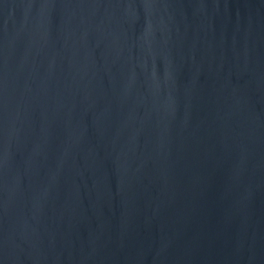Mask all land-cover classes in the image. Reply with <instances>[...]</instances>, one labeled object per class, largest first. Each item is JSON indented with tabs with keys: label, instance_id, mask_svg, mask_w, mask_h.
Returning a JSON list of instances; mask_svg holds the SVG:
<instances>
[{
	"label": "water",
	"instance_id": "1",
	"mask_svg": "<svg viewBox=\"0 0 264 264\" xmlns=\"http://www.w3.org/2000/svg\"><path fill=\"white\" fill-rule=\"evenodd\" d=\"M0 264H264V0H0Z\"/></svg>",
	"mask_w": 264,
	"mask_h": 264
}]
</instances>
